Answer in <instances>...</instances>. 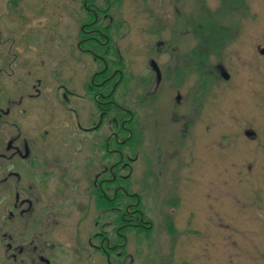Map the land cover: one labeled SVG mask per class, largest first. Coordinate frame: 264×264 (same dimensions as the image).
<instances>
[{
	"label": "rangeland",
	"instance_id": "1",
	"mask_svg": "<svg viewBox=\"0 0 264 264\" xmlns=\"http://www.w3.org/2000/svg\"><path fill=\"white\" fill-rule=\"evenodd\" d=\"M3 1L0 0L2 14ZM48 1L51 3V0ZM88 2L98 16L97 26L109 27L106 34L113 50L108 59L119 62L124 74L119 92L125 94V99H120V102L135 112L138 122V146H127L123 160L126 166L121 164L114 169L113 172L120 178L109 188L111 201L108 221L104 218V222H110L107 229L110 245L117 243L113 230L118 226L117 220L125 207L121 198L112 200V196L116 187L125 184L129 192L140 194L143 213L155 224L152 236L151 232H143L131 242L127 251L129 254L136 253L140 244L144 259H138L139 264H153V261L166 264L169 239L166 190L172 168L167 152L170 146H153V135L156 131L159 141L166 144L170 127L162 122L157 129L153 126L151 79L154 73L150 63L153 60L161 71L176 77L186 66V54L195 52L204 60L193 61L194 58L189 63L188 94L191 97L198 95L199 79L205 81V119L200 146L182 147V152L188 155V162L180 172L179 188L183 190L185 187L188 208L194 210L196 222L201 218L207 223L204 225L205 264H264V146H258L264 142V54L259 52L264 49V0ZM77 10L79 34L81 25L91 17L83 10L82 0H77ZM195 57L198 59V56ZM100 68L101 63L78 53L79 111L87 105L80 98L85 93L83 85L91 73ZM114 68L116 65L111 64L110 70ZM14 73L16 77H22L20 68L15 67ZM162 94L165 98L163 107L158 111L160 120L166 118L169 111L166 89ZM79 115L82 116L81 111ZM114 117L116 113L111 110L110 133L115 131L112 124ZM250 129L259 133V139L254 142L243 134ZM78 150L77 180L82 179L84 184L88 179V172L82 169L86 146H78ZM116 162L117 158L110 155L111 170ZM94 164L93 169H96ZM153 166L157 167L156 173ZM153 174L158 175L157 200H153ZM95 175L96 172L93 179ZM94 183L96 186V179ZM81 190V187L70 189L63 195L67 199L63 198L61 202L60 226L46 236L45 242L50 244L47 249L53 248L54 241L60 242L61 264H86L77 261L74 256L75 239L85 240L97 232V228L95 225L92 232L86 235L77 223L80 212L87 207L93 220H103L100 204L96 206V199L88 198ZM3 192L0 195V264H22L23 261L38 264L41 254L38 245H6L15 227L12 219L8 218L9 199ZM215 212L220 213L217 222L213 217ZM210 222H216V225L208 224ZM194 236L193 239L198 238V235ZM186 241L190 243V237ZM97 244L93 241V245ZM110 253L113 258L120 254L118 250ZM152 253L158 256L157 260L144 256H151ZM98 256L94 252L92 260L95 262L87 264H104Z\"/></svg>",
	"mask_w": 264,
	"mask_h": 264
},
{
	"label": "flooded vegetation",
	"instance_id": "2",
	"mask_svg": "<svg viewBox=\"0 0 264 264\" xmlns=\"http://www.w3.org/2000/svg\"><path fill=\"white\" fill-rule=\"evenodd\" d=\"M1 6L4 12L0 13V195L4 189L9 199L8 218L15 227L7 247L36 244L41 251L38 264H61L60 242L54 241L53 248L47 249L50 244L45 242L46 236L60 226L61 202L67 199L63 195L67 190L81 187L83 195L96 199V206L100 204L103 220H93L87 207L80 212L79 227L88 235L96 225L97 232L85 240L75 239L73 252L77 261L95 262L92 256L96 252L104 264H139L138 259H144L140 244L134 254H129L127 249L143 232H151V236L155 232L154 220L147 219L141 208L140 194L129 192L125 184L116 187L112 200L121 198L125 207L113 230L117 239L113 246L107 230L110 222H104V218L108 221L110 184L120 178L113 171L121 164L126 166L123 160L127 146H138L136 114L120 102L125 99V94L119 92L124 74L118 62H109L93 51L94 41L112 47L106 34L109 27L105 32L94 28L98 18L88 0H82V8L91 19L81 25L83 38L80 40L77 0H51V3L48 0H5ZM263 50H259L260 54H264ZM78 53L101 63V68L91 73L83 85L85 93L80 98L87 105L80 110L82 116L77 102ZM191 55L186 54V66L176 77L167 75L156 64L153 67V60L150 63L154 73L151 79L153 126L157 129L162 122L170 127L166 144L159 141L156 131L153 135V146H170L167 152L172 168L166 190L169 235L166 264H205L204 225L207 223L201 218L196 222L194 210L188 208L185 187L179 188L180 172L188 162L182 147L200 146L205 119V81L198 78L201 83L198 95L188 94L189 63L194 58L193 61L198 62L204 59L195 52ZM111 64L116 68L110 70ZM14 66L21 69L22 77L15 76ZM163 89L167 92L169 111L166 118L160 120L158 111L163 107ZM111 110L116 113L112 133ZM243 134L251 142L259 139V133L251 129ZM78 146H86L82 169L89 174L84 184L82 179L77 180ZM258 146H264V142ZM110 155L117 158L112 170ZM94 163L96 169H93ZM155 167L153 172L156 173ZM157 179L158 175L153 174V200H157L159 190ZM219 214H213L216 222ZM216 222L208 224L215 226ZM194 235L198 238L193 239ZM189 237L190 243H187ZM93 241L98 244L93 245ZM115 250L120 254L113 258L110 252ZM144 256L152 261L158 257L153 253Z\"/></svg>",
	"mask_w": 264,
	"mask_h": 264
},
{
	"label": "trees",
	"instance_id": "3",
	"mask_svg": "<svg viewBox=\"0 0 264 264\" xmlns=\"http://www.w3.org/2000/svg\"><path fill=\"white\" fill-rule=\"evenodd\" d=\"M96 11V10H95ZM87 13V12H86ZM87 14H89V13H87ZM98 17V16H97ZM97 23H98V21L97 22H95L93 25H94V28L95 29H98V30H100V31H102L103 30V32H105L106 31V29L105 28H103V27H98L97 26ZM79 36H80V38H83V36H82V34H81V32H79ZM95 36V38L96 39H99L101 42L103 41V39H101L100 38V36H98V35H94ZM107 48H108V50H107ZM112 50H113V48L110 46L109 47V45H107V46H102V45H100V44H98L97 42H93V51L95 52V53H97V54H99V55H101V56H103V57H105V59L106 60H109L108 59V57H109V54L112 52ZM109 62H112L111 60H109ZM118 64L120 65V63L118 62ZM120 68V67H119ZM124 80V79H123Z\"/></svg>",
	"mask_w": 264,
	"mask_h": 264
},
{
	"label": "water",
	"instance_id": "4",
	"mask_svg": "<svg viewBox=\"0 0 264 264\" xmlns=\"http://www.w3.org/2000/svg\"><path fill=\"white\" fill-rule=\"evenodd\" d=\"M262 53H264V50L262 51ZM153 67H155V63H153ZM223 76L225 77V78H227V75L226 74H223ZM248 134V133H247Z\"/></svg>",
	"mask_w": 264,
	"mask_h": 264
}]
</instances>
